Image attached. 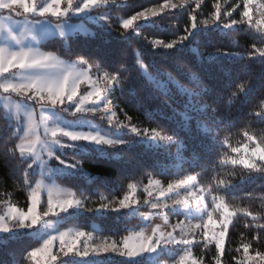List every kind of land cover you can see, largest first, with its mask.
Here are the masks:
<instances>
[{
  "label": "trees",
  "instance_id": "16d2710c",
  "mask_svg": "<svg viewBox=\"0 0 264 264\" xmlns=\"http://www.w3.org/2000/svg\"><path fill=\"white\" fill-rule=\"evenodd\" d=\"M116 1L122 4L112 5L115 20L111 30L100 31L98 27L94 34L70 36L67 41L61 37L49 38L43 43L44 48L56 51L58 54L61 48L70 49L72 55L64 57L87 61L84 63L85 66L91 68L94 74L97 73L92 67L93 61H104L105 66L115 67L122 60H126L125 67L131 73V79L145 84L146 87L148 82L145 73L157 76L158 72H170L185 89L196 91H201L205 87L212 89L208 96L202 95L198 97V100L201 104L209 102L220 106L221 110L229 99L230 91L235 90L241 82H245L250 72L257 70L258 78L252 88L241 94L230 106L229 110L234 113V128L221 131L219 139L228 138L225 149L231 152V147L243 148L246 143V138L243 136L245 129H251L257 133L264 131V118L258 115L263 111L264 104V100L260 99L264 94V57L258 58L257 51L264 46V20L252 17V22L249 24L247 18L242 17L243 0ZM164 3H172L176 7L166 8L158 15L150 16L147 21L141 20L137 23L138 25L134 24L129 29H123L118 23L119 16L131 17ZM217 3L220 4L221 19L224 23H229L233 19L241 23L233 26L232 29L212 25L194 30L193 37L196 39L191 43L185 41V47L180 53L175 48L163 47V43H172L186 34L185 29L190 27L192 15L196 16L197 23L211 18L216 11ZM133 29L136 31L133 32ZM121 32L128 33V38L121 37ZM189 40L191 41L192 37ZM155 41L163 43L157 44L154 43ZM226 52L233 55L216 57L217 53ZM254 52L255 56L252 55ZM240 55L245 57L243 61ZM177 56L180 57L179 62H177ZM209 57L214 58L210 61ZM192 75H195L197 79L190 82L189 77ZM111 96L118 112L132 117V122L140 128L149 130L155 128L162 137L175 131L178 137L172 142L161 139L158 144L134 143L80 155L88 172L100 176L101 181H92L86 176L76 174L59 177V180L74 188L77 196L84 199L85 205L92 202L98 205L121 199L130 191L128 185L142 186L151 178L166 181L175 178L178 174L192 173L196 175L199 185H207L215 184L216 178H227V174L233 171L231 166L216 167L210 163L212 160L218 161L224 155V151L219 149V156L215 155L217 151L215 145L212 146L211 151L203 153L200 145L205 121H200L201 126L198 129L196 121L192 120L190 129L181 131L193 115L185 111L182 103L173 105L177 109L176 112L161 105L162 115L150 120L143 109L137 110L136 101L121 95L119 89ZM140 99L146 106L150 105L152 109L157 108L158 101L151 100L146 93H141ZM181 99H183L182 96ZM13 133H15L14 128L0 107V206L2 207L6 202H12L25 208L29 204V189L22 182L21 171L24 166L16 167L13 172L15 177H13L11 168L16 161L6 156L3 146L5 139L10 142L7 147L17 144L18 139ZM237 172L239 174L238 169ZM224 191L230 195L226 202L231 212L236 208H248L254 214L264 215V183L246 180ZM145 207L147 206H142V208ZM114 209H105L103 212L69 211L62 214L67 218L61 225L70 224L96 231L99 235L113 237H124L145 226L141 217L135 214L133 209L119 211ZM94 223L98 229L93 228ZM260 225H264V219H254L244 213L234 216L225 236L224 252L219 256L221 264H239L240 260H245V264H249L243 251L245 243L250 244L248 254L251 256H255L256 251H264V232L260 231ZM40 243L39 238L29 233L17 234L7 246L0 247V264H6L13 258L23 259L20 264H34L27 253L38 247ZM203 252L207 261L213 263L212 259H216L217 255L215 244H207ZM162 256L169 257L164 254ZM100 264L160 263L148 261L145 258L129 260L113 256ZM251 264H264V261H259L257 258Z\"/></svg>",
  "mask_w": 264,
  "mask_h": 264
},
{
  "label": "snow or ice",
  "instance_id": "6c2138e0",
  "mask_svg": "<svg viewBox=\"0 0 264 264\" xmlns=\"http://www.w3.org/2000/svg\"><path fill=\"white\" fill-rule=\"evenodd\" d=\"M116 0H66V7L61 10L60 5L65 3V0H44L42 3H37V0H0V38L5 37V25L7 20H17V17H22L23 21L33 20L36 24L40 20H49L48 14L57 18V23L51 29H40L44 38H47L49 33L55 34L59 29V35L67 37L74 28L73 21L76 17L89 18L92 17L95 23L100 25V31H108L113 28V25L109 22L108 8L113 5ZM199 2V0H198ZM258 0H243V12L242 17L247 18L249 24L252 22V17L249 12L250 5L257 3ZM107 6V7H106ZM182 6V5H181ZM176 7V5H171ZM259 8L262 10L261 15L264 16V3H259ZM103 9V13H99L98 10ZM215 13L209 19L203 20L199 23L196 22V16L192 15V23L189 28L185 29V35L181 36L177 41L172 43H163L161 41H155L154 43H163L165 49L175 48L180 53L185 47V41L191 43L196 37H193L194 30L204 29L208 26L219 25L224 29H232L233 26L241 23L238 20H230L229 23H224L221 19L222 13L220 4L215 5ZM158 12L153 9L150 10V16H156ZM137 20L147 21L149 20V13L145 11L138 12L129 19L122 20V28L129 29L133 23ZM138 25V24H137ZM136 25V28H137ZM138 29V28H137ZM136 29H133L135 32ZM7 37L15 41L18 48H10L6 45H0V89L3 93L17 95L20 99L16 103V110L19 112L21 108L25 110L28 115L29 124L27 128L22 122L18 121L19 126L16 127L15 137L21 139L19 144H13L11 147H7L10 143L8 139L3 141L5 147L6 156L15 159L16 164L11 168V175L15 171V168L23 165L22 182L26 188L29 189V201L27 211L17 209L15 206L10 207L9 215L13 220V226L9 227L8 222L0 217V233H11L14 229L33 228L38 225L42 220V217H48L50 214L59 216L60 213H68L70 209L79 211L81 209V201L72 198L73 193L67 192L62 194L59 190L53 188L48 189V197L46 202V209L42 214L37 212V206L40 203L39 190L42 187L41 183H37L35 188H31L28 182V175L30 170L33 169V165L40 162L42 168L50 171L49 161L55 160L60 165H63L67 169H73L79 171L82 175L91 179L92 181H101L100 176L89 173L84 167L80 159H74L72 162L65 161L60 158L53 150L59 148H76L80 142H86L98 146L105 151L109 148H116L120 145H128L132 143L140 144H155L158 140V133L155 128L151 131L147 128H140L137 124L132 122V117H126L128 123H122L116 121V127L118 129H130V132L135 134L137 138L135 141L127 140L123 137L114 138L112 135L104 134L99 130H78L76 128L68 127L61 123L58 118H53L49 115L48 110L53 109L58 113H68L71 116L78 115H95L97 113H106L109 111V105L112 101L109 99L112 93L119 89L120 94L127 96L136 101L137 110L143 109L144 114L148 116L150 120H154L158 115H162L160 111L161 105L164 108H170L173 112L177 109L173 105L182 103L186 112H191L193 115L186 122L185 128L181 131L190 129L191 121L195 120L197 128H200V121L203 120L206 123L203 125L204 132L201 134L203 139L201 140L200 147L203 149V153L211 151L212 146L215 145L217 151L216 156H219V150L224 151V155L218 161L212 160L216 167H228L231 166L233 171L227 174V178H216L215 184L200 185L197 188L196 180L194 176H188L186 180H179L175 183L176 189H183L184 196H180L178 192L173 193L175 198L171 200L169 204L168 197L164 196L161 192L160 196L164 198V203L160 200L153 202L152 200H144V204H148L152 209L162 210L164 208H179L188 209L193 208V201L197 206V210L200 211L201 223L196 225L189 224V229L193 227L195 229H201L203 235L207 238L208 226L213 224L212 215L213 212L219 210L222 216V226L219 232L212 230L211 238L208 239V243L215 241L216 259L215 264H221L220 254L224 252L225 234L228 231L229 224L232 222V218L239 213H244L246 216H252L254 219H264V215L260 213H253L248 208H236L235 211L230 212L228 203L229 198L224 189L246 180L260 181L264 183V131L253 132L251 129H245L243 136L246 138V143L243 148L231 147V152L225 149V144L228 138L220 140L219 136L221 131H225L234 128V113L230 111L232 106L239 96L246 93L252 88L255 81L258 78V71H252L248 74L246 81L241 82L235 90L230 91L229 99L227 103L222 107L205 102L201 104L198 97L204 95L208 96L212 91L210 88H203L201 91L192 89H185L170 72H158L157 76H151L145 73L147 77L148 85L134 81L131 79V73L125 67L126 60H122L117 66H105L104 61H93L92 67L96 69V76L93 79L91 68L87 70H81L76 64H68L62 56L72 55L70 49L61 48L59 54L56 51H41L40 47L22 46L21 40L26 35H31L29 29L25 28L23 31L16 34L12 31H7ZM121 37L127 39L128 33L121 32ZM192 37L190 41L189 38ZM33 39H36L33 36ZM107 43V41H105ZM179 45V47H177ZM255 47V46H254ZM258 58L264 57V46L258 50ZM79 55V53H76ZM231 53H217L216 57L231 56ZM253 56L256 53H252ZM241 61L245 59L243 55H240ZM214 57H209L211 61ZM179 62L180 57H176ZM87 63V61H83ZM247 66V65H245ZM110 69V70H109ZM197 77L192 75L189 77L190 82L196 80ZM87 82L90 84L92 90L81 94L78 97V88L81 83ZM154 85V87H153ZM141 93H146L151 100L158 101L157 108L152 109L146 106L140 99ZM158 93V95H157ZM177 93L181 94L178 95ZM181 96L183 99H181ZM191 97V99H188ZM261 100H264V94H262ZM31 102L27 104L26 102ZM91 102V103H87ZM103 105V108L101 107ZM40 109V119L44 125V133L41 137L38 134L39 125L32 123L36 108ZM75 111H71V109ZM116 113L112 112L111 116L107 117V123L112 124V116ZM260 118H264V111L260 112ZM103 118V117H102ZM248 121V120H247ZM239 126V125H237ZM235 126V127H237ZM34 137V138H33ZM178 133L175 131L167 136L159 137L169 142L177 139ZM219 149V150H218ZM18 150V155H17ZM236 153L237 155H232ZM47 156V159H45ZM239 170V174L237 172ZM43 173V172H42ZM47 179H49L47 177ZM160 185L159 180L149 181V185ZM129 188L135 189L134 184L128 185ZM168 190H173L174 185L169 183L167 185ZM147 191V189H146ZM223 193V194H221ZM62 195L64 198H62ZM149 195L151 192L149 191ZM211 197V206H213V212H207V221L205 222L203 216L206 212V208L209 206L206 204L208 198ZM134 201L130 199L129 195H125L118 201V207L114 210L128 209ZM138 203V201H135ZM204 205L201 208L200 205ZM108 208L107 204H101L97 209H86V211L103 212ZM59 210V211H57ZM145 219H148V214H143ZM167 221V217H165ZM178 225H173V231L176 230ZM260 231L264 232V225H260ZM185 228L180 227L179 238L173 235V232L165 235L159 231V228L152 229L151 235H145L143 232L134 234L133 236L126 237L123 241V250L121 249L119 242L113 241L110 246H99L93 249L94 254L101 252H115L119 256L128 257L129 260L142 256L144 254L155 253L162 247H168L173 245L185 246L184 256L180 259V264H186V258L191 256L190 248L193 246L189 239L184 235ZM90 233L84 231H75L74 234L60 232V248L59 252L52 251V241L56 237L50 236L43 240L42 247H36L27 255L35 260V264H68L63 257H88L89 246L87 243L83 245V250L78 247V243L81 238H89ZM66 237H68L66 239ZM14 237H3L0 240V247L7 246ZM7 243H4V242ZM131 241V243H130ZM250 244L245 243L243 245V251L249 264L252 261L259 259L264 261V251H256L255 256L249 255ZM239 251V249H237ZM40 259H36L37 256ZM62 254V257H61ZM23 255V253H22ZM23 261V259H21ZM21 260L13 258L12 261L6 262V264H20ZM191 264H197V261L193 260ZM239 264H245V260H240Z\"/></svg>",
  "mask_w": 264,
  "mask_h": 264
},
{
  "label": "rangeland",
  "instance_id": "374dc122",
  "mask_svg": "<svg viewBox=\"0 0 264 264\" xmlns=\"http://www.w3.org/2000/svg\"><path fill=\"white\" fill-rule=\"evenodd\" d=\"M42 2H44V0H37V3H42ZM115 3H118V2L116 1ZM259 3H264V0H258L257 3L250 5L249 12H250L251 17H256L260 20L261 19L264 20V16L261 15L262 10L259 8ZM118 4L120 5L122 4V2ZM171 5L172 3H164L160 6L151 7L144 11L146 13H149V17H150V10L155 9L158 13H160L166 8L171 7ZM66 6L67 5H66V0H65V3H62L60 5L61 10H63ZM98 11L99 13L102 14L104 10L100 9ZM107 14H108L109 22L113 25V21L115 20L113 17L115 16V13L112 9V5L108 8ZM131 17L119 16L118 23L122 26V20L129 19ZM47 18L49 20H40L38 24H36L33 20L23 21L21 20L23 19L22 17H17L16 18L17 20L5 21L4 22L5 29H6L5 37L0 38V45H6L10 48H18L19 45H16L15 41L8 38L6 33L7 31H12V32H15L16 34H19V32L27 28L31 32V35H26L25 37H23L21 40V45L40 47L41 51H49L45 49L43 46V43L49 38L61 37L62 39H64V41H67V39L70 36L73 37L77 35L84 36L87 34H94L97 28L100 27L99 24L91 20L92 19L91 16H89V18H83V19H81L80 17H76L73 21H71V23H73L74 25V28L72 29V31L67 37L60 36L59 29H57L54 35L49 33L48 37L44 38L41 31L39 30L45 29V28L51 29L57 23V18L52 17L50 14H48ZM140 21L141 20L135 21L132 26H134V24H137ZM33 36H35L36 39H33ZM62 59H64L68 64H76L77 67L80 68L81 70L88 69V67L85 66V64L80 59H69L64 56H62ZM92 74H93V79H95L96 74L94 73ZM86 90L87 91L92 90L90 84H88L87 82L81 83L78 88V97L81 94H85ZM19 99L20 98L17 95L5 94L3 93V90L0 89V107L2 108L10 124L13 126L14 132L16 131V127L19 126L18 121L22 122L25 128H27L29 124L28 115L25 112V110L23 108H21L19 112H17L16 110L15 106ZM109 99L112 101V96H110ZM87 103H91V102H87ZM27 104H31V102L30 101L26 102L25 107L27 106ZM34 107L36 108V113H35V117L32 123L35 125H39L38 134L42 137L44 133V125L40 119V109L38 106H34ZM101 107L103 108V105H101ZM71 111H75V109L73 108L71 109ZM263 111H264V104H263ZM112 112H115L116 115L112 116L113 123L110 125L107 123V117L111 116ZM48 113L49 115L53 116L54 119L58 118L59 121L65 124L66 126L76 128L78 130H84V131L99 130L104 134L112 135L114 138L123 137L127 140H133V141L137 139L135 137V134L130 132V129H127V128L118 129L116 127V121H120L126 124L128 123V120L126 118L127 117L126 115H122L118 112L117 108L113 105V102L112 104L109 105L108 112L97 113L95 115L89 114V115L71 116L68 113H63V114L58 113L53 109L48 110ZM159 137H162V136L158 134V140H157V143L155 144H158V141L161 140ZM22 138L23 136L21 135V138L18 139L17 144L21 142ZM132 144H128V145H132ZM120 146H127V145H120ZM53 150L56 152L58 156H60L61 159L65 161L72 162L74 159H80L83 164V167L88 171L87 167L83 163L82 156L80 155L88 154L94 151L102 152L104 149H101L98 146H95L92 144H88L86 142H80L76 148H64L63 150H60L59 148H54ZM45 159H47V156H45ZM49 167H50V171H48L45 168H42L40 165V162H37L35 165H33V169H35V171L30 170L29 175H28V182L30 183L31 188H35L37 183H41L42 185V187L39 190L40 203L37 206L38 213L42 214V212L46 209V202H47L49 188L59 190L62 194L67 193V192L73 193L74 196L72 198L81 201L82 206L79 211H83V210L86 211V209H89V208L95 210L100 207L101 204L96 205L94 202L88 205H85L84 199L77 196L74 188L63 184L59 180V177H62V176H67V175L69 176L73 174L82 175L79 171L73 170V169H67L63 165H60L55 160L49 161ZM190 175L196 177L195 174L185 173V174H178L175 178L166 180V181L160 180L157 178H151L150 180L152 181L159 180L160 185H154V184L149 185V181H150L149 180L146 184L142 186L136 185L135 189L130 188V191L126 195H129L130 199H132L134 202L131 204L129 209H133L134 213L137 214L139 217H141L145 226L142 227L140 230L132 232L124 237L104 236V235H99L96 231L82 229L80 227L72 226L70 224L61 225V223L64 222L67 217L62 216V214H65V213H60L59 216L50 214L48 217H42V220L40 221V223L38 225L33 226V228H30V229L29 228L14 229L13 232L11 233H0V240H2L3 237H14L21 232H25V233H29L30 235L34 237L39 238L41 240V243L38 245V247H42L43 240L47 239L50 235V236L56 237V239L52 241V251L59 252V248H60L59 233L60 232L74 234V232L77 230L84 231L86 233H90L91 235L87 239L81 238V241L78 243L77 246L80 247L81 250H83V245L87 243V245L89 246V256L88 257H71V254H70L69 257H63V258L66 262H68V264H100L101 262H106L109 259V257H113V256L126 258V259H129V258L119 256L115 252H108V253L101 252L99 254H94L92 250L95 249L96 247L110 246L113 241H117L119 242V245L121 249L123 250V241L126 237L133 236L134 234L141 233V232H143L146 236L151 235L152 229L157 228V227L159 228V231L163 232L165 235H167V233L169 232H173V235H176L179 238L180 227H184L185 228L184 235L189 239V241L193 245L190 248L191 256H188L186 258V264H191L193 260L197 261V264H215V259H212L213 263H210L205 258V254L203 252L207 244H213V243L215 244L214 240L211 243H208V239H210L212 235V230L219 232L222 226L223 218L220 215L219 210H217L216 212H213V206H211V197H209L208 200L206 201V204L209 206L206 208V212L203 216V219L206 222L207 212H213V215H212L213 224L209 225L208 229H205V231H208L207 238L203 235V231H201V229H195L194 227L192 229H189L188 227L189 224L194 226L198 223H201L200 211L197 210L195 201H193V208H188V209L164 208L160 211L152 209L151 206L148 204H144V200L146 199L152 200L153 202H156V200H160L161 203H164V198L160 196L161 192L164 193L165 197H168L167 202L169 204L171 203V200L175 198L173 193L178 192L181 197L184 196L185 193L183 189H176L175 183L176 181H179V180H186V178ZM47 177L49 179H47ZM169 183H172L174 185V189L171 190V192L167 188V185ZM196 183H197V188H199L200 185L198 184L197 180H196ZM149 191L151 192V195H149ZM62 198H64L63 195H62ZM119 200L120 199L107 201L104 204L108 205L107 209L109 208L116 209L118 207ZM135 201H138V203H136ZM143 205H146L147 207L142 208ZM12 206H15L17 209H20L23 211H27V207H28L27 206L23 208L12 202H6L4 203L2 207L0 206V217H3L8 222L9 227H12L14 223L12 218L9 215V209ZM200 207L204 208V205L202 204L200 205ZM69 211H77V210L70 209ZM71 213L72 212H70V214ZM142 213L148 214L149 218L145 219ZM165 217H167V221L165 220ZM173 225H178L175 231H173ZM93 228L98 229V226L96 225V223H94ZM67 238L68 237H66V239ZM203 243L205 244L203 245ZM195 245L200 246V247L198 248ZM185 250H186L185 246L183 245H173V246H168V247H162L158 249L155 253L144 254L135 259L145 258L148 261H152V262H156L160 264H180V259L182 256H184ZM163 254L169 255V257L162 256ZM160 255L162 257L158 258ZM61 257H62V254H61ZM36 259H40L39 254ZM33 261L35 264V260Z\"/></svg>",
  "mask_w": 264,
  "mask_h": 264
}]
</instances>
